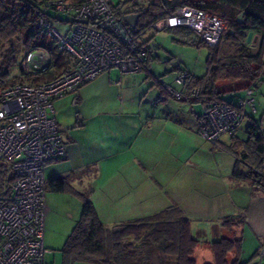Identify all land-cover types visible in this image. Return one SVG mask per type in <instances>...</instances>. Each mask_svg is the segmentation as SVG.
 Masks as SVG:
<instances>
[{
	"label": "crops",
	"instance_id": "crops-1",
	"mask_svg": "<svg viewBox=\"0 0 264 264\" xmlns=\"http://www.w3.org/2000/svg\"><path fill=\"white\" fill-rule=\"evenodd\" d=\"M126 1L121 2L123 13L131 10ZM176 29L185 30L197 42L196 33L187 28L159 31ZM253 36H257L256 41L246 43L257 50L260 36L255 32ZM149 40L143 39L149 50L148 69L138 73L105 70L53 101L65 155L44 166L45 221L58 228L66 217L69 233L80 216L79 194H83L108 229L177 207L188 219L192 235L205 245L227 237V233L233 238L247 233L264 245V189L232 176L236 165L243 172L248 169L236 155L245 149L234 144L235 140L247 138L250 123L260 125L264 132V80L253 84L244 80L218 83L231 103L252 86L255 104L245 108L243 122L249 118L248 122L234 137L223 134L212 146L197 132L199 104L189 105L164 91V85L181 90L175 76L188 72L181 69L182 57L165 53L162 62L157 59L160 71L157 67L153 71L155 54ZM256 92L262 99H256ZM157 94L163 99L153 102ZM230 145L237 149L236 154ZM53 177L63 178L70 190L55 192L48 188L47 181ZM228 217L239 221L231 230L221 225Z\"/></svg>",
	"mask_w": 264,
	"mask_h": 264
},
{
	"label": "built area",
	"instance_id": "built-area-1",
	"mask_svg": "<svg viewBox=\"0 0 264 264\" xmlns=\"http://www.w3.org/2000/svg\"><path fill=\"white\" fill-rule=\"evenodd\" d=\"M113 0H85L72 6L64 0H47L36 25L56 50L69 56L66 70L39 82L17 81L0 90V264H47L50 252L44 245V166L65 155V142L54 118L53 101L75 91L101 72L117 69L138 73L146 68V52L126 24L112 9ZM50 7L66 19H48ZM57 25L58 27H56ZM223 18L193 7L182 6L173 15L152 24L154 30L182 27L196 33L198 41L217 45L225 31ZM54 64L52 50L35 45L17 60L18 76H43ZM191 73L176 78L181 90L164 85V91L190 104L198 88L185 92ZM254 89H244L234 105L202 103L196 115L197 132L210 145L223 134H236L246 107H254ZM163 99L157 94L152 99ZM253 264H264V245Z\"/></svg>",
	"mask_w": 264,
	"mask_h": 264
},
{
	"label": "trees",
	"instance_id": "trees-1",
	"mask_svg": "<svg viewBox=\"0 0 264 264\" xmlns=\"http://www.w3.org/2000/svg\"><path fill=\"white\" fill-rule=\"evenodd\" d=\"M10 1L18 2L20 9L18 12H11L0 18V42H11L13 37L18 34V26H20L24 35L23 50H29L35 45H45L52 50L54 55V64L50 72L43 76L15 75L12 82H39L48 80L66 70L70 63L69 56L57 51L55 46L51 45L53 44L51 41H49V46L38 41L39 38L47 39L36 25L38 13L43 9V2L47 0H0L3 4ZM64 1L72 6H77L85 0ZM126 3L130 4L131 10L125 13L139 14L136 27L130 28L137 41L144 32L153 29V23L173 15L180 7L186 5L211 12L226 20L224 35L222 34L217 45L209 46L198 42V40L196 42L198 46L207 47L208 53L204 74L196 76L191 73L192 77L188 79V84L185 87L186 93L198 88L197 95L189 105L193 103L201 105L216 101L234 105L235 103L226 101L221 93L218 86L220 81L244 80L253 84L254 81L264 80V0H127ZM112 9L121 18L123 12L117 13L114 5H112ZM44 13L48 19L57 18L56 13L50 7H46ZM240 14L242 22L237 21ZM249 31L260 36L255 52L251 50L249 43H246ZM224 39L226 43L235 47V50L227 55H221L222 44L220 43ZM147 41H138L146 52L145 69H148L149 62ZM16 62L15 55L11 59L5 57L6 68L0 73V83L9 78V68L15 67ZM234 136L235 134L231 135V137ZM234 144L241 145L245 149L243 153L236 154L237 149L233 145L229 146L238 159H242L248 165V169L243 172L236 165L232 176L250 183L256 189H264V171H262L264 132L260 131V125L250 123L247 129V138L244 141L235 140ZM47 187L55 192L70 190L66 181L61 177L50 178L47 181ZM79 195L82 199V209L62 246V264H124L127 263L126 258H131L135 254L139 258H143L128 263L141 264L143 259L148 258L147 254L150 253L153 246L159 248L164 256L173 258L174 264H197L193 257V251L199 240L192 235L189 221L182 215L179 208L167 209L137 222L120 224L114 231L100 222L90 200L83 194ZM237 223L239 221L228 217L222 221L221 225L231 230ZM241 239V236L239 238L227 236L210 241L209 246L214 260L212 263L206 264H228V257L232 254L235 256L230 264H241L239 263ZM133 246L137 250L131 249V247L134 248ZM148 261L149 259L146 262Z\"/></svg>",
	"mask_w": 264,
	"mask_h": 264
},
{
	"label": "rangeland",
	"instance_id": "rangeland-1",
	"mask_svg": "<svg viewBox=\"0 0 264 264\" xmlns=\"http://www.w3.org/2000/svg\"><path fill=\"white\" fill-rule=\"evenodd\" d=\"M123 1L124 0L113 1L114 9L117 13L125 9L124 5L121 4V2ZM192 1H199V0H192ZM19 9H20V4H18V2L16 1H10L7 4H3L0 2V18L2 16L10 14L11 12L12 13L18 12ZM56 15L59 16L61 19H66L62 15L59 14ZM55 26L58 27L57 25ZM18 30H19L18 34L13 37V40L11 42H3V43L0 42V73L3 72L6 68L5 57L11 59L12 56L15 55L16 59L18 60L19 55L24 49L22 45V41L24 40L23 30L20 26H18ZM147 38L150 39L149 40L150 46L152 48L154 47L153 52L155 54V58L152 61L153 71H154V67H157L158 72L160 71V67L157 64V59H159L162 62L165 53H169V54H174L178 57L179 56L182 57L183 64L181 66V69L184 70L186 68L188 69V72L190 70V73H194L196 75H201L205 72V68H206L205 60L208 53V48L205 46L196 45L194 37L192 35L187 34L185 30L176 29L173 31L172 30L156 31L153 29H149L144 35H141L138 38V41L141 40L143 41V39L145 40ZM38 41L40 43L47 44L48 46L50 43L49 40L45 38H39ZM220 44H222L221 55H227L228 53L235 50V47L230 43L229 44L226 43L225 39L222 40ZM51 45L53 46V44ZM255 48L256 47L254 46L253 50L252 49L251 50L255 52L256 51ZM12 49L14 50L13 52ZM194 67L196 68L197 71L194 70V72H192ZM9 71H10L9 78L5 80L3 83H0V88L8 83H11L12 78L15 75H18L17 62L15 67L9 68ZM161 75L162 78L165 76L164 71H162ZM177 76H175V78H177ZM255 97L256 99H262V96L258 92L255 93ZM198 107L200 111L201 105L199 104ZM248 119L249 118H246L244 122L242 121L241 127L242 124L245 125L248 122ZM258 120H260L259 116H258ZM47 194H49V192H47ZM65 219L68 220L66 217ZM66 220L62 219V224L58 225V228H56V225L54 226L51 221L50 223H47V221H45L44 245L50 251L45 258L47 264H62V246L65 242L66 237L70 233V232L68 233L66 230V223H68L69 221ZM193 223L196 224V222ZM227 235L228 237H232L231 233H227ZM242 237H241L242 247L239 255V263L253 264L257 256V252L259 251V247H260L259 241L257 238H254V236L251 237L250 235H247V233L246 234L244 233ZM199 242L200 244H198L196 249H194L193 251V257L195 258L196 263L205 264L208 262H213L214 258L210 246L203 244L202 240H200ZM131 249L137 250L135 247L134 248L131 247ZM147 256H148L147 259H149V261L146 262L147 259H143L141 262L140 260L141 264H174L173 258L164 256L163 252L159 248H156L155 246L152 247L150 253H148ZM234 256L235 254H232L230 255V257H228V264L231 263ZM140 258L139 256H137V254H135L134 256H131V258H126L127 263L124 264H129L128 263L129 261L132 260L136 261Z\"/></svg>",
	"mask_w": 264,
	"mask_h": 264
},
{
	"label": "water",
	"instance_id": "water-1",
	"mask_svg": "<svg viewBox=\"0 0 264 264\" xmlns=\"http://www.w3.org/2000/svg\"><path fill=\"white\" fill-rule=\"evenodd\" d=\"M138 16H139L138 13H133V12L132 13H123L121 15V19L126 24H128V26H130V28H135L137 20H138ZM237 21L238 22H242L241 14L238 16ZM256 39H257V36H253V31H249L248 34H247V37H246V41L247 42H250V40L256 41ZM117 229H118L117 227L114 228L115 231Z\"/></svg>",
	"mask_w": 264,
	"mask_h": 264
},
{
	"label": "flooded vegetation",
	"instance_id": "flooded-vegetation-1",
	"mask_svg": "<svg viewBox=\"0 0 264 264\" xmlns=\"http://www.w3.org/2000/svg\"><path fill=\"white\" fill-rule=\"evenodd\" d=\"M118 228V227H117ZM115 231V230H114Z\"/></svg>",
	"mask_w": 264,
	"mask_h": 264
}]
</instances>
